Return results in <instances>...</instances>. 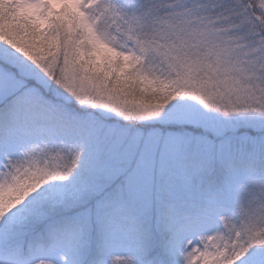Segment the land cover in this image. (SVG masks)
<instances>
[{
    "label": "snow or ice",
    "instance_id": "6c2138e0",
    "mask_svg": "<svg viewBox=\"0 0 264 264\" xmlns=\"http://www.w3.org/2000/svg\"><path fill=\"white\" fill-rule=\"evenodd\" d=\"M0 264H264V0H0Z\"/></svg>",
    "mask_w": 264,
    "mask_h": 264
}]
</instances>
